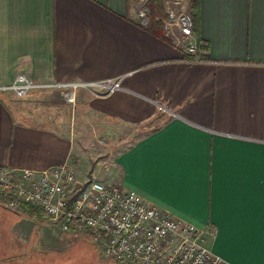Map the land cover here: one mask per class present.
<instances>
[{
	"label": "crops",
	"instance_id": "crops-1",
	"mask_svg": "<svg viewBox=\"0 0 264 264\" xmlns=\"http://www.w3.org/2000/svg\"><path fill=\"white\" fill-rule=\"evenodd\" d=\"M141 1L0 0V86L20 73L121 84L79 89L74 104L58 89L0 91V165L87 159L80 180L134 189L198 227L230 264H264V0H197L194 33L210 60L196 62L176 46L166 15L172 44L144 28ZM98 136L112 147H95Z\"/></svg>",
	"mask_w": 264,
	"mask_h": 264
},
{
	"label": "built area",
	"instance_id": "built-area-1",
	"mask_svg": "<svg viewBox=\"0 0 264 264\" xmlns=\"http://www.w3.org/2000/svg\"><path fill=\"white\" fill-rule=\"evenodd\" d=\"M138 11L143 19L148 17L145 1ZM164 11L176 46L187 61L198 59L204 50L195 36L187 0H164ZM82 88L112 93L121 84L119 78L41 82L20 73L0 91L25 97L37 89H58L67 103L74 104ZM0 204L55 222L64 231L87 233L120 264H230L207 247L204 233L195 225L147 205L137 191L120 183L94 177L80 180L70 162L41 170L0 165Z\"/></svg>",
	"mask_w": 264,
	"mask_h": 264
},
{
	"label": "rangeland",
	"instance_id": "rangeland-1",
	"mask_svg": "<svg viewBox=\"0 0 264 264\" xmlns=\"http://www.w3.org/2000/svg\"><path fill=\"white\" fill-rule=\"evenodd\" d=\"M92 132L89 129L81 131L82 134L89 133L85 135L90 136L88 138L91 140L93 139ZM82 134L79 142L81 147H85L86 142L82 141L85 136ZM96 140H99V143L95 142V147L97 145L112 147L107 137L98 136ZM128 145L129 143H118L115 148H126ZM104 154L105 151H102L101 155ZM89 166L87 159H83L80 164L74 165V168L77 174L81 175L88 170ZM0 219L4 220L7 226L8 236H10V227L13 226V229L18 227L25 234L29 246L25 255L6 264H120L115 258L107 255L87 233L74 230L64 231L55 222L34 219L28 214H18L1 204Z\"/></svg>",
	"mask_w": 264,
	"mask_h": 264
},
{
	"label": "trees",
	"instance_id": "trees-1",
	"mask_svg": "<svg viewBox=\"0 0 264 264\" xmlns=\"http://www.w3.org/2000/svg\"><path fill=\"white\" fill-rule=\"evenodd\" d=\"M164 0H146L147 8L149 11V20L148 23L144 26V28L150 32L155 37L159 38L160 40L172 44V40L170 37H168L164 30H163V23L162 21L165 18V11L163 7ZM190 3V9H191V15L194 21V30L196 32L197 29V18H198V1L197 0H189ZM197 36V34H196ZM198 43L201 42L199 37L197 36ZM200 48L204 50V53L200 54L198 59H190V62H196V61H209L210 58L205 55L206 51V44L202 43L199 44ZM188 58V57H186Z\"/></svg>",
	"mask_w": 264,
	"mask_h": 264
},
{
	"label": "flooded vegetation",
	"instance_id": "flooded-vegetation-1",
	"mask_svg": "<svg viewBox=\"0 0 264 264\" xmlns=\"http://www.w3.org/2000/svg\"><path fill=\"white\" fill-rule=\"evenodd\" d=\"M10 236L7 234V226L4 220L0 219V264H6L19 256H23L29 250L26 240L13 237V226L10 227Z\"/></svg>",
	"mask_w": 264,
	"mask_h": 264
}]
</instances>
